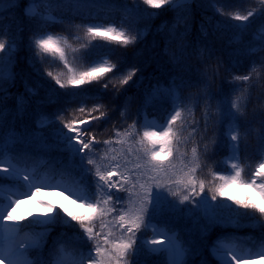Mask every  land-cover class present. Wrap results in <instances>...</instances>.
<instances>
[{
	"label": "trees",
	"instance_id": "1",
	"mask_svg": "<svg viewBox=\"0 0 264 264\" xmlns=\"http://www.w3.org/2000/svg\"><path fill=\"white\" fill-rule=\"evenodd\" d=\"M29 1L32 0H0V41L6 45H12L0 50V71L4 73V68L7 66L10 69L9 73L12 71L17 76L14 83L10 81L4 84L6 91L0 94L4 96L3 106L13 105L16 99H19L34 125L39 123L34 119L41 115H46L48 121L66 114L77 117L97 116L99 117L97 127L105 139L115 129H123L129 125L136 114L142 110L149 111L160 119L158 111L152 112L150 110L153 109L143 106L144 94L154 86L167 84L173 76L177 65L173 57H170L169 50L173 48L182 47L186 52H190V55L193 52V60L194 54L203 56L202 60H194L199 68L196 72L197 79H204L206 77L204 70L207 69L209 83H212L218 95H228L233 84V76L243 72L249 66L258 64L259 74L249 87V98L243 110L245 115L237 122L239 129L246 133L244 135L246 139L240 143L238 153L242 175L248 172L249 166L245 163L253 162L254 158L256 161L259 154L255 150H249L247 143L251 142L250 135L264 126L262 123L264 119V42L258 40L247 50L245 43L248 39L260 35L261 29L264 28V3L252 2L253 7H256L255 11L250 0H215L214 4L209 0H172L171 4L159 9L147 5L144 0H33L35 10L28 15L24 9ZM249 11H252L253 15L248 21L242 22L235 19L236 16H246ZM41 18H47L46 25L42 29L37 21ZM70 24H77L83 30H87L88 27H113L136 39L128 45H123L115 40L93 38L87 34L89 40L86 46L82 47L85 52L84 71L104 62L116 63L117 68L106 74L101 81L86 84L87 86L83 89L65 90L55 83L53 77H57L60 66L65 69H69L70 66L65 65L58 55L53 57L51 54L41 53L37 56L38 50L34 47V39L40 35L51 34L60 40V36L65 33V27ZM63 48L67 58L66 49L64 46ZM179 60L187 62L184 57H180ZM133 68L138 71L132 79L127 84H119L118 81ZM49 71L52 72V77L47 75ZM108 81H111L109 88L104 89L102 84ZM25 83L36 91V95H31L26 90ZM113 84L120 89L119 93L116 92V88H113ZM49 97H52L54 102L49 103ZM101 113L105 115L101 116ZM94 125L93 123L92 127ZM138 130L142 137L145 130L152 129H147L146 123L140 121ZM226 134L227 132L222 135L217 133L212 148L202 158V169L198 172V181L204 182V190L211 196L215 187L221 183L219 177L229 178L225 159L229 153ZM170 139H173L172 136ZM9 153L16 160L32 163L35 169L45 167L50 175L54 176L63 173L64 179L71 181L72 185L87 188L84 178L79 174H73L71 165L61 153H57L54 149L28 147L17 148ZM2 155L4 154H0V157ZM260 163H264V158L259 161ZM0 178L3 181H14L20 184L22 182L21 176L11 169L6 179L5 173L0 171ZM225 191L228 193L227 196L217 194L216 198L232 202L237 208H243V206L235 204V201L230 199L231 196L241 200L251 196L255 202L262 203L258 193L243 184L230 185ZM3 197L4 194L0 190V199ZM48 201L57 206L63 204L61 198L57 197ZM69 210L75 215H84L92 211L86 207L82 210L70 208ZM250 210L260 218L264 215L256 210ZM20 217L25 219L15 222L18 232L25 229L46 230L51 227V231L45 237L43 252L52 255V259L55 258L54 253L59 251L61 245L71 249L75 254L81 252L82 249L76 242L67 239L65 234L59 232V224H69L70 219L66 218L61 210L57 209L44 216ZM159 223L168 224L162 220H159ZM167 226L170 230V225ZM263 229L264 226L261 227V232ZM242 230L245 235L246 229ZM139 232L145 233L144 238L150 234L149 229L146 230L145 227ZM203 233L205 234L202 236L209 241L206 250L208 256L210 255L214 261L212 264H234V260L225 250L217 253L215 250L217 245L213 243L214 239L228 237L229 235L225 234L226 230L213 224L206 227V232ZM248 233L252 235L251 232ZM260 234L252 236L256 238L254 240L264 244V236ZM234 237L239 239L237 234ZM153 241L155 240L150 241L147 237L145 246L147 252L153 254V258L160 264H171L177 259L170 254L172 251L167 242L160 240L159 243L154 244ZM177 242L179 243V247L177 246L179 264H189L187 263L188 249L185 247L187 240L181 239L178 234ZM27 247L28 244L25 248ZM24 255L29 258L28 261H31L36 259L37 252L29 249ZM241 263L264 264L263 261L253 260H245Z\"/></svg>",
	"mask_w": 264,
	"mask_h": 264
},
{
	"label": "rangeland",
	"instance_id": "2",
	"mask_svg": "<svg viewBox=\"0 0 264 264\" xmlns=\"http://www.w3.org/2000/svg\"><path fill=\"white\" fill-rule=\"evenodd\" d=\"M255 1L258 4L259 2L262 3V0H250V4H255ZM34 5V3L30 2L27 5L26 11L28 13L34 11ZM252 8L255 10L256 7L252 5ZM64 32V35L60 36V41L62 40L63 46L66 49L68 66H70L72 71L69 72L67 68L59 67L57 76L61 78L62 82H65L73 74H79L85 70V52L82 47L83 45L86 46V42L89 40L87 31L80 28L77 24L66 26ZM258 40L259 42L262 41L261 34L248 39L247 43H245V49L247 50L251 44ZM169 52L171 53L170 57L172 56L176 61L175 64H177L173 77L169 83L154 86L144 95L145 105L152 107L154 110L166 107L167 111L161 114L162 120H157L147 113L142 115V118L147 122L148 128L160 131L169 127L166 122L171 119V115L174 114L175 110H179L181 113V116L173 125V139L171 140L173 155L169 156L167 153H160L158 157L159 160L164 162L162 167L166 170V174L152 170V166L149 163L150 155L145 151V145L140 143L141 136L138 130L137 118L125 128L115 129L108 138L104 139L100 129L97 127L98 119H93V117L97 116L87 115L77 117L73 114H66L63 117L48 121L46 115H41L34 119L35 122L39 121V123L33 126L27 114L26 116L24 115L23 105L17 102L13 106H3L5 116L2 125H0V143L4 144V148L0 150V153L7 149L33 145H40L44 149L48 147L49 150L54 149L57 153L62 152L66 156L67 161L72 164L73 174H79L84 178L88 185V191L84 192L83 188L68 185L61 177L52 178L47 175L45 170L39 171L37 176L34 174L30 175L31 168L28 165L18 164L11 159L1 160L0 163H6L9 167L21 172L23 177H31V180L25 181L23 179L24 188L20 186L15 187L11 182L0 183V189L9 196L0 204V216L5 215L7 206L16 200H19L20 203L16 205V211L13 213L14 216L29 215V213H33V216H44L39 214L44 211L39 201L41 199L51 200L57 196H60L62 203L70 209L82 210L84 207L87 208V203L89 202L88 196L95 189V181L93 174L88 171L85 156L79 153L78 146L71 139L72 134L63 127L64 124L72 122L81 130V135L89 136V138L95 136L97 141H100L87 157L94 160V169L115 171V169L111 168V165L119 163L121 165L120 171L127 174L128 179L123 180L122 183L129 188L131 195L129 196L124 192L118 194L123 202L125 213L130 214L133 210L143 208L140 229L150 227L152 237L168 240L172 254H176L179 250V243L175 240L173 234L164 231V228L157 223V220L160 219L168 223L172 229L180 234L181 239L187 240V245H185L188 249L187 263H214L206 250L209 242L208 238L202 236L209 225L216 224L223 226V229L246 226L255 228L254 232L260 234L261 227L263 228L264 226V215L260 218L250 209L237 208L232 202L219 198L213 199V196L208 195L205 190L203 192L199 191L197 174L202 169V158L212 148L211 146L217 133L222 135L227 132L226 136L230 147L227 156L229 177L235 172L233 168L234 164L240 167L237 151L240 142L246 139L244 136L246 133L239 130L238 121L218 126L211 115L217 112V99L210 98L208 94L209 91L213 93L217 91H215L212 83H209L210 78L207 69L204 70L206 77L204 79H197L198 74L196 72L199 68L197 67V63L194 62V60H202L203 56L194 54L193 60L192 54L183 52L181 47L177 49L173 48ZM181 56L187 60L186 63L183 60H179ZM259 58L263 59V57ZM258 68V64H254L232 78L233 89L226 96L229 101H236L241 112L248 98V88L252 83V78L259 72ZM9 70V67L5 66L4 74L9 75ZM245 75L249 77L247 81L242 79ZM16 80L17 76L15 74L14 81ZM86 86L84 85L79 88L68 86L64 89H83ZM93 123L95 124L94 127H92ZM233 131L238 136V141L235 143L230 141ZM133 137L135 138L134 140L132 139ZM250 137L251 142L247 143L250 147L249 150H255L259 156L256 161L254 158L253 162H248V165H250L248 172L242 175V178L245 180L251 176L259 161L264 158V143L259 139L258 132H253ZM104 141H108V143L105 144L103 143ZM193 149L196 151L193 152ZM193 168L196 169L193 174V178L197 182L195 193L192 192L191 187L186 188L184 183H177V181L185 179L190 169ZM141 172L144 173L142 176L140 175ZM133 184H135V188L131 187ZM37 187L40 188L39 192L36 191ZM149 189L153 191L150 193L149 203H145L144 201L147 198ZM69 191L74 192L75 195H72L70 199H66L65 197L69 195ZM25 193H29V195H25ZM78 196H84L85 201L83 203L79 201L72 203L73 200H77ZM184 196H188L189 199L184 200ZM100 197L106 198L104 193H100ZM108 207L111 208L112 204L110 203ZM118 223L119 221L114 218V214L109 213L104 219L103 229L101 230L98 220L93 225L94 232L101 235H108L111 232L113 236L119 237L120 230L116 228ZM11 226L7 221H0V251L9 246L19 249L21 242L24 244L28 243L33 235L42 231L32 230L16 235ZM59 226L60 233L65 234L68 239L75 241L80 247L85 249L84 255H87L89 250H91L93 256L96 255L95 241H90L85 245L84 240L86 237L76 222H72L71 225L60 223ZM176 232L174 231L173 233L176 235ZM144 234L143 232H137L141 248L140 254L136 257L137 264H160L157 259L153 258V254L147 252L145 240L149 237V234L145 238ZM260 235L264 236V229ZM6 236L8 237L7 239L5 238ZM149 239L150 241L153 240H151V237ZM234 245L235 243L232 242L226 248L231 253H234ZM245 252L255 261H264V248L250 251L246 247ZM3 254L6 255V252ZM61 255L65 258L67 264H73V261L76 264L79 262L77 258L69 259V253L64 249H62ZM24 260L25 257L22 256V264ZM3 264H9V261L4 259ZM53 264H55V261Z\"/></svg>",
	"mask_w": 264,
	"mask_h": 264
},
{
	"label": "snow or ice",
	"instance_id": "3",
	"mask_svg": "<svg viewBox=\"0 0 264 264\" xmlns=\"http://www.w3.org/2000/svg\"><path fill=\"white\" fill-rule=\"evenodd\" d=\"M144 2L147 5H151L153 8L159 9L162 6L171 4L172 0H144ZM209 2L214 4L215 0H209ZM262 3H264V0H262ZM252 15L253 12L249 11L246 16H236L235 19L246 22ZM257 15H259V12H257ZM37 21H39L40 27L42 29L46 25L47 18H41ZM86 31L87 34L93 38L101 37L105 40H115L123 45H128L136 39V37L125 35L123 31H117L113 27H88ZM261 40L264 41V28L261 29ZM6 47H12V45H6L4 42L0 41V50H4ZM34 47L38 50L37 56H39L41 53L51 54V56L53 57H56L58 55L59 59L63 61L65 65L68 64L62 42L54 38L51 34L37 36L34 39ZM116 68V63L104 62L94 67H90L86 71H82L79 74H73L65 82H62L59 76L53 77V79L61 89H64L68 86L79 88L86 84H91L92 82L101 81L102 78L106 76V74L113 72V70ZM68 71L71 72V68H69ZM136 71H138V69H131L127 74L123 76L122 79L118 81V83L121 85L127 84L128 81L132 79ZM47 75L49 77L53 76L52 72L50 71L47 73ZM242 79L244 81H247L249 77L245 75L242 77ZM14 80V72H10L9 75L5 76L3 71H0V94L6 91V89L4 88L5 82L11 81L14 83ZM109 83H111V81L103 83L102 87L104 89H108ZM25 88L31 95H36V91L28 87L27 83H25ZM113 88H116L115 84H113ZM119 91L120 89L116 88V92L119 93ZM208 95L210 98L217 99V112L212 113L211 115L214 117L218 126H223L226 123L238 121L245 115L239 110L236 101H229L226 95H218L211 91H209ZM3 100L4 96L0 95V125H2L5 116L3 110ZM48 102H54L52 97L48 98ZM209 107H211V105H209ZM100 115L104 116L105 114L101 113ZM180 116V111L175 110L174 114L171 115V119L167 120L166 122L169 126L167 130L163 132L145 130L140 139V143L145 145V151L150 155L149 163L152 166V170H155L158 173L164 172L166 174V170L162 167L164 162L162 160H159L158 157L160 156V153H167L169 156L173 155L172 141L170 139V137L173 135L171 127ZM98 118L99 117H93V119ZM262 123H264V119H262ZM63 127L72 134L71 139L75 141L76 145L78 146L79 153L85 156L88 164V171L94 176L95 189L92 190L90 195L88 196L89 202L87 203V207L92 211L89 214L75 215L65 204H60L59 206H57L46 199H41L39 203L43 207L44 211L39 214L47 215L59 209L66 218H70L69 225H71V222H76L83 230V234L86 237V239L84 240L85 245H87L90 241H95L96 255L93 256L91 250L88 251L87 255H83V253H80L78 264H85V262L86 264H137L136 257L141 252L137 232L141 227V220L144 210L143 208L133 210L130 214H126L124 211L123 202L121 201L118 194L120 192H124L129 196L131 195L129 188L126 187L124 183H122L123 180L128 179L127 174L120 171L121 165L119 163H113L111 165V168L115 169V171H101L99 168L94 169V160L87 157L96 146V144L100 143V141H97L95 136H91L89 138V136L81 135V130L72 122L64 124ZM258 136L261 142L264 143V126H262L258 131ZM132 139L134 140L135 138L133 137ZM230 141L233 143L238 141V136L235 134V131H233V134L230 136ZM103 143L107 144L108 141H104ZM3 148L4 144L0 143V150H2ZM195 151L196 150L193 149V152ZM233 168L235 169V172L230 178H226L224 176L219 177L221 183L218 185V187H215L213 199L217 197V194H219L220 196H227L228 193L225 191V189L228 186L233 184H243L255 190V192L258 193L259 199L262 201V203L255 202L251 196L246 197L243 200L238 199L235 196H231L230 199L235 201V204L241 205L245 209H253L261 214H264V163H260L247 180L242 178V169L239 166L234 164ZM0 171L5 173L6 179L10 172V168L4 167L2 164H0ZM195 171V168L190 169L185 179L177 181V183H184L186 188L191 187L193 193L196 192L197 183L193 178V174L195 173ZM143 174V172L140 173L141 176ZM24 180H31V177L24 176ZM169 182L171 183V181ZM141 186L143 187V185ZM131 187L135 188V184H133ZM204 189L205 184L203 181H200L199 191L203 192ZM36 191L39 192L40 188L37 187ZM152 191V189L148 190L147 198L144 201L145 203H149L150 193ZM100 193H104L106 198H101ZM25 195H29V193H25ZM72 195H75V193L69 191V195L65 198L70 199ZM183 199L188 200L189 197L184 196ZM78 201L83 203L85 201V197L78 196L77 200H73L72 203H77ZM19 203V200L10 203L5 209L6 214L0 216V221H7L9 223L15 224V222L25 219L24 217L13 215V213H15L16 211V205H18ZM110 203L112 204L111 208L108 207ZM109 213L114 214V218L119 221V223L116 225V228L120 230L119 237L113 236L111 232L108 235H101L100 233L94 232L93 225H95L98 220L101 230L103 229L104 219ZM33 215V213H29V216ZM50 231L51 227L33 235L28 242L27 248H25V244L21 242L19 244V249H14L9 246L3 251H0V256H2V258H0V264H3L4 259H7L9 261V264H22L21 257L24 256V253L28 252L29 249L36 250V259L28 261L25 257L23 264H53L52 255L45 254L43 252V249L45 247V237ZM5 238L7 239L8 237L6 236ZM152 243L159 242L153 241ZM153 251H156V249H153ZM4 252H6V255L3 254ZM170 254L174 257H177L174 264H179L178 253L172 254L170 252ZM54 255L55 264H67L65 258L59 252H55ZM73 264H76V262L73 261ZM234 264H241V259L234 258Z\"/></svg>",
	"mask_w": 264,
	"mask_h": 264
}]
</instances>
